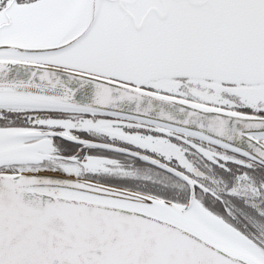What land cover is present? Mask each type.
<instances>
[{
    "label": "snow or ice",
    "instance_id": "1",
    "mask_svg": "<svg viewBox=\"0 0 264 264\" xmlns=\"http://www.w3.org/2000/svg\"><path fill=\"white\" fill-rule=\"evenodd\" d=\"M0 264H264V0H0Z\"/></svg>",
    "mask_w": 264,
    "mask_h": 264
}]
</instances>
